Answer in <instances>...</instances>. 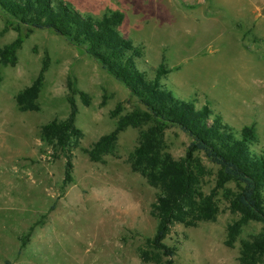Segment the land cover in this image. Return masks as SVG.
<instances>
[{"label":"rangeland","instance_id":"obj_1","mask_svg":"<svg viewBox=\"0 0 264 264\" xmlns=\"http://www.w3.org/2000/svg\"><path fill=\"white\" fill-rule=\"evenodd\" d=\"M59 1L92 20L123 13L118 32L143 54L146 64L137 67L145 78L152 80L163 64L170 73L162 86L196 109L207 107L209 121L218 119L237 136L251 128L250 150L264 154V19L254 34L241 35L238 15L253 14L231 12L227 0ZM252 6L262 8L264 18V0ZM17 38L15 62L0 61V264H164L160 252L145 246L155 231L158 191L132 163L141 133L155 120L80 47L0 11V50ZM32 87L36 93L24 96ZM71 103L78 132L64 151L47 146L41 128L65 120ZM132 112L143 122L123 129L115 147L92 161L86 150ZM190 142L178 126L164 127V153L175 160L184 158ZM66 154L72 182L64 184ZM195 156L204 169L195 203L203 208L211 198L216 213L193 220L187 209L186 222L174 223L163 243L175 250L174 264H239L241 244L252 241L261 224L235 226L241 214L232 203L241 185L224 180L219 186L221 169L202 153ZM140 250L152 260L143 262Z\"/></svg>","mask_w":264,"mask_h":264},{"label":"trees","instance_id":"obj_2","mask_svg":"<svg viewBox=\"0 0 264 264\" xmlns=\"http://www.w3.org/2000/svg\"><path fill=\"white\" fill-rule=\"evenodd\" d=\"M0 11L20 26L50 30L80 47L103 71L136 96L155 120L154 126L141 133L132 157L134 169L140 171L158 191L151 212L156 226L152 238L145 241L147 248L160 252L166 258L164 264H174L175 250L163 243L172 225L185 223L184 219L190 213L194 215L193 220L214 217L216 206L211 198L202 201L203 208L195 203L196 198L202 197L198 184L204 171L195 154L202 153L221 169L219 186L224 180H233L241 185L232 203V207L241 214L240 222L235 226L238 228L240 224L254 221L261 224V231L252 241L241 244L238 263H260L264 258V154L250 150L255 138L251 128H243L237 136L218 119L209 121L207 107L196 109L193 103L175 97L161 84V80L170 73L163 64L155 71L152 80L145 78V73L137 67L139 63L146 64L143 54L118 32L125 19L121 12H109L92 20L59 0H0ZM21 43L22 40L17 38L1 49V63L13 64ZM31 93H36L34 87L25 90L23 95ZM75 115L76 107L71 103L65 120H54L41 128L40 140L47 146L64 151L78 132ZM142 122L138 112L120 117L115 129L101 137L86 150V154L92 161H97L115 147L117 136L123 129L137 127ZM167 124L178 126L191 138L183 159L175 160L164 153L162 133ZM65 157L63 183L67 184L72 182V165L69 154ZM187 209L190 213L186 212ZM140 258L149 262L153 257L146 250H140Z\"/></svg>","mask_w":264,"mask_h":264},{"label":"crops","instance_id":"obj_3","mask_svg":"<svg viewBox=\"0 0 264 264\" xmlns=\"http://www.w3.org/2000/svg\"><path fill=\"white\" fill-rule=\"evenodd\" d=\"M243 2L246 4V6H241V5H237L235 3H233L232 0H227V7L228 9H230L231 12L235 13V11L239 12V11H248L253 14V17L250 16L249 18H247L246 16H239L238 15V22L235 23L234 25L237 26V33L236 34H241V35H245L247 34V31L249 32H253V30H255V28H257V26L259 25V23L261 22L262 15L260 14V10L259 9L257 11H254V6H252V3L255 2V0H243ZM242 29V32L240 33V30ZM256 33V31H255Z\"/></svg>","mask_w":264,"mask_h":264}]
</instances>
